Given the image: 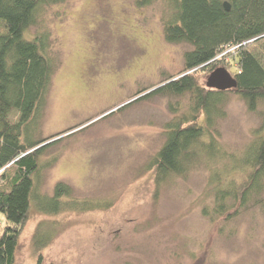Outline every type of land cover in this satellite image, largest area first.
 <instances>
[{
  "label": "rangeland",
  "instance_id": "1",
  "mask_svg": "<svg viewBox=\"0 0 264 264\" xmlns=\"http://www.w3.org/2000/svg\"><path fill=\"white\" fill-rule=\"evenodd\" d=\"M170 7L169 0H63L43 7L25 33L46 37L55 64L28 136L46 145L36 193L49 197L62 183L93 210L44 215L32 203L15 264H264V189L244 204L236 195L246 178L236 164L264 136L263 103L252 112L226 91L207 127L220 156L197 157L184 175L156 180L165 127L191 105L188 94L142 98L180 77L192 49L166 42ZM232 50L195 73L201 86L217 68L234 77ZM250 51L264 68V39ZM218 189L237 192L221 201ZM36 234L48 235L40 250Z\"/></svg>",
  "mask_w": 264,
  "mask_h": 264
},
{
  "label": "trees",
  "instance_id": "2",
  "mask_svg": "<svg viewBox=\"0 0 264 264\" xmlns=\"http://www.w3.org/2000/svg\"><path fill=\"white\" fill-rule=\"evenodd\" d=\"M61 1L0 0V216L5 221L3 228L0 224V264H15L18 238L32 203L44 215L93 210L88 203L71 199V189L62 183L49 197L39 196L35 190L46 145L28 136L55 64L48 56L46 37L28 39L25 33L36 24L43 7ZM169 1L171 14L164 24V38L170 44H189L192 49L184 54L180 77L165 80L142 98L188 94L191 105L182 118L165 127V141L153 162L158 183L184 175L197 157L214 161L220 156L207 127L220 115L226 91L201 86L195 73L213 67L221 52L233 49L237 71L233 77L236 88L232 90L247 109L253 112L264 104V68L250 51L251 43L264 39V0ZM224 2L229 4V11L224 9ZM14 112L17 119L11 122ZM236 166L246 174L245 184L236 194L244 204L249 195L264 189V136L246 150ZM236 192L218 189L216 193L222 201ZM224 207L220 205L221 212ZM47 240L48 235L36 234L38 250Z\"/></svg>",
  "mask_w": 264,
  "mask_h": 264
},
{
  "label": "water",
  "instance_id": "3",
  "mask_svg": "<svg viewBox=\"0 0 264 264\" xmlns=\"http://www.w3.org/2000/svg\"><path fill=\"white\" fill-rule=\"evenodd\" d=\"M226 11H229V4L223 3ZM205 87L216 91H229L236 88L235 79L223 68L212 71L206 79Z\"/></svg>",
  "mask_w": 264,
  "mask_h": 264
}]
</instances>
